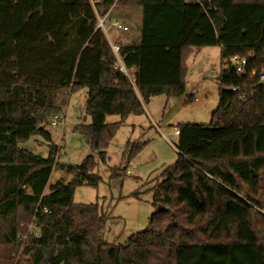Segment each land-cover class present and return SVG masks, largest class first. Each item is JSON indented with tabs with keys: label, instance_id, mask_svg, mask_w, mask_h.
<instances>
[{
	"label": "trees",
	"instance_id": "1",
	"mask_svg": "<svg viewBox=\"0 0 264 264\" xmlns=\"http://www.w3.org/2000/svg\"><path fill=\"white\" fill-rule=\"evenodd\" d=\"M113 5L141 9L139 42L119 45L134 87L113 69L97 28ZM205 47L264 72V0H0V219L15 253L19 222L33 219L39 232L17 264H264V85L231 67L216 76L209 123L175 128L177 160L151 190L154 210H164L124 244L104 240L108 216L97 204L72 202L76 187L100 182L92 155L61 166L70 180L44 191L56 155L47 119L63 91L86 89L89 123L80 134L105 163L119 125L143 115L151 97L179 90L186 58ZM112 115L120 121L106 124ZM33 136L46 157L18 147ZM144 145L127 143V163ZM125 172L112 168L109 177Z\"/></svg>",
	"mask_w": 264,
	"mask_h": 264
},
{
	"label": "rangeland",
	"instance_id": "2",
	"mask_svg": "<svg viewBox=\"0 0 264 264\" xmlns=\"http://www.w3.org/2000/svg\"><path fill=\"white\" fill-rule=\"evenodd\" d=\"M135 18V16H133ZM136 20V19H134ZM125 26L124 22H119ZM107 21L105 22V26ZM126 27V26H125ZM136 26L132 27V32ZM119 32V31H117ZM108 40L125 45L132 43V36L112 35ZM186 73L179 90H173L170 96L151 97L144 104V114L129 115L117 128L105 149V163H101L96 153L90 149L80 134L82 127L89 123L85 112L86 89L71 92L69 89L58 96L59 111L52 113L61 118L56 128L48 125L51 142L56 146L55 165L48 179L45 192L57 182H68L71 176L61 166H74L92 155L97 163L94 174L100 177L96 188L76 187L73 204H97L101 212L108 216L105 224L104 240L115 245L124 244L135 233L144 230L154 210L152 206L153 187L160 181L158 175L164 167L177 160V135L174 131L179 124L206 125L218 104L219 86L217 74L225 69L220 59L219 47L192 49L185 60ZM197 98V101H193ZM116 115L106 116L105 123L119 122ZM129 144H145L140 152L127 163ZM132 146V145H130ZM20 149L35 155L47 154L48 148L39 136L30 137L19 143ZM112 168H125L126 172L117 178H110ZM138 192V198L132 194ZM17 238L21 241L17 253L8 238V224L0 219V264L26 262L29 252L25 241L28 237H37L39 232L35 222L18 223Z\"/></svg>",
	"mask_w": 264,
	"mask_h": 264
},
{
	"label": "built area",
	"instance_id": "3",
	"mask_svg": "<svg viewBox=\"0 0 264 264\" xmlns=\"http://www.w3.org/2000/svg\"><path fill=\"white\" fill-rule=\"evenodd\" d=\"M99 0H89V3L94 5L95 3H97ZM108 14V13H107ZM107 16V15H106ZM104 16L102 18L97 19V28L102 29V31L104 32V34L107 36L108 35V20L107 17ZM107 21V25L105 26V22ZM111 26L113 27V29L115 31H119V32H126L127 31V27L122 26L121 24H119L118 21H114L111 23ZM107 38V37H106ZM110 45V49H111V53L114 57V61H113V69L120 74L122 77H124L128 83L134 87V71L135 69L133 67H126L121 58L119 57V45L113 44V43H109ZM225 68L227 67H231L234 69L235 73L238 75H246L249 78H257V81L259 84L264 85V72H257L254 69L251 70H247L246 65H247V59L245 58H238V57H232L230 59H226L223 61ZM224 89H228V88H224ZM230 90H235V88H231ZM193 101H197V98H194ZM61 118L59 115L55 114L51 117L50 121H49V126L51 128H56L61 124ZM175 135L178 134V131L175 129L174 131ZM47 154L45 155H41V157H46ZM46 209L42 210V213H46Z\"/></svg>",
	"mask_w": 264,
	"mask_h": 264
},
{
	"label": "crops",
	"instance_id": "4",
	"mask_svg": "<svg viewBox=\"0 0 264 264\" xmlns=\"http://www.w3.org/2000/svg\"><path fill=\"white\" fill-rule=\"evenodd\" d=\"M133 16H135V18ZM106 17L108 20V33L110 32L112 33V35L132 36L131 38L132 43H128V44H137L139 42L140 21H141L140 7L131 6V5H113ZM114 21H118L120 23L124 22L125 26L127 27V31L126 32L115 31L113 27L111 26V23ZM135 26H136V30L132 32V27H135ZM107 40H108V37H107ZM108 42L116 44V45H120L110 40H108Z\"/></svg>",
	"mask_w": 264,
	"mask_h": 264
},
{
	"label": "water",
	"instance_id": "5",
	"mask_svg": "<svg viewBox=\"0 0 264 264\" xmlns=\"http://www.w3.org/2000/svg\"><path fill=\"white\" fill-rule=\"evenodd\" d=\"M164 210V208L163 207H160V206H158L157 208H156V211L157 212H161V211H163Z\"/></svg>",
	"mask_w": 264,
	"mask_h": 264
}]
</instances>
